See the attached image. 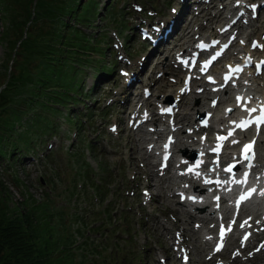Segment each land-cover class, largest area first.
I'll list each match as a JSON object with an SVG mask.
<instances>
[{"label": "rangeland", "instance_id": "rangeland-1", "mask_svg": "<svg viewBox=\"0 0 264 264\" xmlns=\"http://www.w3.org/2000/svg\"><path fill=\"white\" fill-rule=\"evenodd\" d=\"M101 1L103 4L105 3V0ZM163 3L164 0H118L117 5L124 8L125 11L128 10V12L124 14L126 23L137 26L140 22H149L148 18L145 16L147 15L152 17V14L155 15V12L157 9L162 7ZM128 4L131 6L130 8ZM199 4H201L202 7L209 6L212 13L215 11L214 7H211V4H207V2L204 0L199 2ZM175 5L178 4L173 3L172 8ZM212 9H214V11H212ZM1 11L2 9H0V86L9 77V69L12 68L13 65L11 55L9 54V50L12 45L8 44L7 41H5V39L2 37V32L6 30L5 27L7 21L1 18ZM170 12V10L167 11V14ZM263 19L264 15H262L261 20L258 21L259 25L262 23ZM107 25L110 26L104 19L101 20L97 18L96 25L91 29L94 33H97L98 29L108 27ZM211 26L215 27V24H210L205 31L209 32L211 30ZM198 30L200 33H204L203 29ZM262 31L263 28L259 29L255 36H259ZM241 32L243 31L241 30ZM110 33V37L115 40L113 46L115 47V51L113 52L115 53V56L113 55L112 50L109 49L108 54H103L102 57H105V60H109L113 57H118L119 55L120 60H118V66L115 74L117 77L115 80H113V78L108 80L109 82L102 86V88L96 89L95 92L90 94L87 105L92 104L94 109H97V106L101 107H99L98 110L94 112V114L88 113V116L90 114L88 117L89 121L82 125L83 135H81V138L80 135L77 136L76 129L70 125L68 126L67 121L64 120L66 117V111L60 115H52L51 118L54 119V124L56 121L57 123H61V127H59L60 136L52 137L48 142V149H55L56 151L53 156H51L48 161L45 162L43 160L44 162L42 164L37 165L26 162L21 165V163L18 162L15 167H12V170L14 171L16 178L19 179V182H14L13 178L11 180V175L9 174L10 172L6 171L4 168V165L8 163V158H0V178L9 187L12 197L9 205L11 207L13 206V209L29 208L42 219L43 215L41 213H45L46 218H48L47 213H51L53 209L59 210L56 209L58 206L63 209H72L73 211L75 210L74 208H76L78 210L77 212L81 211L83 214L90 213L92 217H94L91 219V221L93 219L98 220L102 218V212H98L101 207L97 206V204H95L92 200L94 194L92 190L93 185L91 184L93 182L92 178L97 180L102 179L103 185L106 188L105 196L107 198V206H109L113 211L112 219L118 222L120 228H126L128 224L130 225L129 230L125 229L123 231L125 234L131 233L132 235H135L133 231L136 228H140L139 236L147 235L148 237L145 239L148 242L145 243L143 241H139V237L137 235L132 238L133 242H126L124 240L123 242L122 240L113 242V238H107V242H104L106 241V238L102 237L97 238V242H94L90 239V242L92 243L91 247H94V243H97L98 246H106L107 243L108 252L106 253V256H108V258L111 257L109 253H111V251L113 253L116 252L117 248L119 247V255L121 257L119 258L118 264H120L122 261H124L123 264H135L137 259L141 257L149 258L150 256H153L154 259L151 261L152 264H154L156 259L155 252H158L159 249H156L155 243L152 241L163 240L165 238L161 237L162 239H156L158 235L157 233L159 232L156 233V229L152 224L153 217L156 216L163 221H169L170 223L168 222V225L171 227H174L172 225L174 217L172 214H170L169 210H165V208L168 207V204L158 202L156 207V197H153L154 200L151 202L152 205L139 206L140 202L144 201V199L141 197L142 187H144L146 182V176L144 174L142 175L143 185L141 186L139 193L136 191L132 192L128 189V185L132 186L131 183H133L130 181L133 180L134 175H136L134 172H130L129 170L133 171L134 169H138V166L135 165L136 163L134 164L128 154V146L134 145V139L132 135L130 137L127 134H124V137L122 138V133H120L122 127L129 126L130 128L131 126L129 123V118H127L126 121L122 123L121 116L126 115L122 113V110L124 107H129L131 103H129L127 99H129L130 93L135 91H133V84L128 86V81H131L133 74H130L131 65L127 64L126 61L131 59L132 62L137 65V62H140L143 58L148 57L147 63L143 70L144 77L142 80L138 81V85L141 87L140 91L143 93L145 87L151 83L150 80L145 79V74L150 72V69L154 64V60H152L153 56H151L152 48L147 46L146 42L139 39L138 36H135V32L133 34L134 36L131 46L125 44V46H123V40H118L116 38L114 35V29L111 30ZM177 33H175L174 37L177 35ZM169 46H171V43L164 44L160 47V50L162 51L160 53L158 51V54L160 55L159 59L162 60L164 64H162L157 69L155 74L153 72V74L155 78L164 77L170 80L180 79L182 81L183 75L181 73L176 71L174 68L172 70L166 69L165 57L167 55L169 56L171 52L168 53V50H166V55L165 48ZM154 54L155 52H152V55ZM121 56L123 57L121 58ZM169 58L170 56L168 57V60ZM155 65L153 69L156 70L157 67L155 68ZM7 68L9 69L7 70ZM121 69H126L127 74L120 73ZM92 73V70H89V73L87 72L88 75L86 76V79L83 77V80H86L85 85L88 88L93 83V79L91 75H89ZM158 87L159 82L156 84L153 83L151 88L153 91H155V88ZM156 91H158V89ZM151 97L154 98L153 95ZM190 101L192 104H196V106L199 107L201 104V97H198L197 100V96H193ZM148 103H150L149 107H155V103L151 100V98L148 100ZM7 109L8 110H5V112H2L1 114L3 115V118L7 117L8 115H12V105ZM24 121L25 118L22 119V124ZM115 123L119 124V128L118 130L116 129V131L112 132L111 128ZM15 128L18 130H23V127L20 126V123L19 126L16 124ZM195 134L196 133H194V135ZM37 136L38 135H36L35 138ZM46 140H48V138H46ZM114 149H118V151L120 150L122 155L117 153L112 154L111 150ZM131 151L133 150L130 149V152ZM47 152V150H40V152H38L39 159H44V156ZM76 154H80V156H76ZM149 173L150 172L147 170V175H149ZM102 177H106V179H103ZM81 183H83V187L78 190L77 184L80 186ZM74 185L76 188L73 189ZM71 195L74 196L71 197ZM82 198H86V200ZM36 202L39 203V206H37ZM2 205H4L3 202ZM61 214L64 217L68 216V213L63 210ZM52 224L56 227L52 231V234L57 236L59 234V230L57 228L58 224L55 219L52 221ZM76 228L77 225L75 224L70 227V231L74 232V229ZM186 232L188 231H185V233ZM120 235L121 234L116 233V239H121ZM63 236H61V238ZM77 236L84 238L83 234H77ZM169 236L173 237V235ZM184 236L186 238H190L189 234H184ZM69 241L74 240L70 237ZM65 247V242H63L59 248L61 256L64 260L62 261V264H83L82 259L78 256V254L71 253L69 251L63 252ZM232 248L234 249L233 246ZM53 249H49V253H51ZM114 255L115 254H113V256ZM224 255L226 258H228L227 253ZM193 258L194 264H202V262L200 263V256L198 254L193 256ZM130 260L132 261L129 262ZM112 264H115L114 260L112 261Z\"/></svg>", "mask_w": 264, "mask_h": 264}, {"label": "trees", "instance_id": "trees-1", "mask_svg": "<svg viewBox=\"0 0 264 264\" xmlns=\"http://www.w3.org/2000/svg\"><path fill=\"white\" fill-rule=\"evenodd\" d=\"M0 9L7 21L2 37L12 45L9 54L14 58L12 68H7L9 78L0 86V158L10 160L4 168L17 182L12 167L18 163V151L29 153L33 148L34 133L47 125L51 101L59 102L69 90H77L79 62L102 52L101 37L91 40L70 23L90 25L96 17L93 2L0 0ZM11 105L12 115L3 118L2 112ZM20 117L25 118L23 124ZM19 123L23 130L15 128ZM11 199L0 178V264H60L54 256L60 244L58 235L52 234L55 228L42 213L41 219L29 208L13 209Z\"/></svg>", "mask_w": 264, "mask_h": 264}, {"label": "bare ground", "instance_id": "bare-ground-1", "mask_svg": "<svg viewBox=\"0 0 264 264\" xmlns=\"http://www.w3.org/2000/svg\"><path fill=\"white\" fill-rule=\"evenodd\" d=\"M207 2V1H206ZM229 3H232V7L229 5ZM242 5L239 6V4H233L232 0H228L226 3L220 2V5L218 2L213 1L210 5L211 7H214L215 11L212 13L210 11L209 6H203L198 14H194L193 18L189 21H187V29H183V34L179 39H174V42L171 46L167 48V52L170 53L169 60L167 59V63H173L178 61L184 62L185 60L189 59L194 53V47L189 45L188 43L191 42L195 37L197 30L194 29V26L192 25L194 22H199V19L203 18L204 20L199 22V27L204 28L205 25L212 23L214 21H218L219 23H222L225 26L224 31L226 33H231L232 31H241L243 29V23L242 21L251 26L256 25V17H253L252 12V6L250 5V12L248 9V5L244 2H241ZM218 4V5H217ZM233 13L238 14L237 15V21L235 23H231V15ZM222 30V28H220ZM231 31V32H230ZM243 33V32H242ZM230 34V35H231ZM179 34L177 33V36ZM208 36V35H207ZM204 35L201 38L207 37ZM239 44L236 43V46L238 45L237 50H233L232 53L236 52H245V40H238ZM241 42V43H240ZM262 44V40H260ZM187 43L185 47H182L183 44ZM250 50V49H248ZM166 63V64H167ZM158 62L155 65V68L158 67ZM178 65V64H177ZM170 66V64H169ZM181 71H183V66L180 67ZM153 72H155V69H152L149 78L153 77ZM248 83H244L243 86H238L236 88L232 87H221L223 84V80L220 85H218V88L215 91L210 90L207 88V86L203 85L197 90H191V92L180 91L177 93L174 97V99H157L158 106L162 107V115H160V111L157 112L155 110V107L157 105L152 106L151 108H148L150 103H148V100L150 99H144L143 102L137 107L134 113H137L138 115L140 113H143L145 111H149V113L146 115V117L140 121V123L137 126L138 132L140 134L139 142L141 143L144 140L150 141L152 147L151 149H147L146 147H140L138 149L139 153L141 151L143 152L141 157H143L142 161L145 165H147L151 170V176L153 180H156V185H162L161 186V192H157V197H161L162 194H174V195H184L186 201H188L192 206L193 209H188L186 201L179 200V203L183 206L181 213L182 218L178 219L180 221L184 220H192L191 222L195 224V227H199L203 224H206L210 222V220H214L216 217H224L225 214L228 215L229 213V205L227 204L223 210L220 208H212L211 203L206 204L204 206H199L201 200L205 198V193L209 191L212 188L219 189L220 193L222 194L225 191V188H231L232 186L234 189L238 190L241 187L239 180H232L230 177V171L228 172L226 169V166L230 162H235V166H238V170L241 169L242 165L241 163L245 161L244 156L240 154H232L230 155L227 153V155H230V159L226 162L224 166H222L223 157L222 156H210L207 157L203 154V151L207 149V146L205 145L204 141L202 139H198L194 136V133H199L201 130L206 129L202 126V120L201 119V113L202 112H211L212 116H215V121L213 122L214 125H211V127L215 128L217 127V130L220 133L227 131H232L234 127L238 123H241L245 120V118L249 115L250 110L253 108L252 104H247V101L255 96L257 99L261 96H264V82L260 83L257 82V80H252L251 78L246 77ZM162 81V82H161ZM159 82V87L155 88V91L158 89L157 92L163 93L171 91V93L175 92V86L165 82L163 79H156L153 81L154 84ZM256 82V85H255ZM152 83V84H153ZM190 93H202V106H204V109H199L198 116L196 119H193L191 116V112L184 111L183 109L185 107H190V103L188 99V95ZM135 97H139L138 101L142 100V97L140 94H136ZM212 98V99H211ZM217 100V105H224L228 101H232L235 99V102L232 103L229 107V112L227 110H224L222 113L218 114V108L219 106H213V104H210L209 100ZM241 100V101H240ZM175 103V107L173 109L170 108L171 104ZM186 109H189V108ZM242 107H245V109H241ZM143 108H147L144 110ZM165 108H169L168 113H172L170 115L173 116V121H167L165 119ZM193 108V107H192ZM240 108V111H239ZM142 109V110H141ZM238 109V111H237ZM236 113H233V112ZM150 115V116H149ZM165 115V116H164ZM138 117H135V120ZM212 118V117H211ZM155 120L163 122V126H158L157 123H154L151 127H146L147 122H155ZM201 123V124H200ZM129 132V130H128ZM168 133L166 136L169 137V134H173L174 136V143L177 145L179 144L178 151H185L188 155L189 152V146L192 147L193 151L199 152V158L194 162L192 161L191 164L187 163L184 165L176 164L175 168H173L172 171L169 170V175H166V172L161 173V170L156 168V164L149 160V156L156 154V151H153L155 147H162L158 146L159 141L161 137L164 136V134ZM181 134H184L183 137H180ZM133 137V136H132ZM238 137L235 136L233 140H231V144L233 145L236 143ZM175 145V146H176ZM195 145V146H193ZM200 148V149H199ZM130 149H133V153H131L132 160L137 163L138 157L135 155L134 148L132 145H130ZM132 152V151H131ZM202 154H201V153ZM186 155V156H187ZM189 156V155H188ZM187 156V157H188ZM205 156V157H203ZM122 157V156H121ZM190 157V156H189ZM259 157H262L261 160H263V163L259 162H252L249 167L252 166V170L255 174L253 180H252V187L254 188V194H253V202L251 201V204L254 206V209L257 210L259 206H264V153L260 155ZM260 158H258L259 160ZM134 163V164H135ZM162 161L160 162V164ZM240 164V165H238ZM258 177V179L256 178ZM157 178V179H155ZM196 180H200L201 182L195 183ZM204 180H208L209 184H204ZM218 182H224V185L221 187L219 186ZM251 184V182H250ZM193 185L194 192L192 193L190 186ZM212 208V209H211ZM250 210L247 214H250ZM251 221V220H250ZM177 222V223H178ZM170 223V222H169ZM155 224L159 226L160 224L165 228L168 229L165 225L160 223V221L156 220ZM183 231H187L185 228ZM168 235H172L170 232H167ZM186 235V233H185ZM207 245V243H206ZM201 249H199L200 251Z\"/></svg>", "mask_w": 264, "mask_h": 264}, {"label": "snow or ice", "instance_id": "snow-or-ice-1", "mask_svg": "<svg viewBox=\"0 0 264 264\" xmlns=\"http://www.w3.org/2000/svg\"><path fill=\"white\" fill-rule=\"evenodd\" d=\"M253 111H255V109H253ZM248 157H246V159H247Z\"/></svg>", "mask_w": 264, "mask_h": 264}]
</instances>
